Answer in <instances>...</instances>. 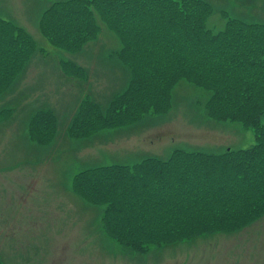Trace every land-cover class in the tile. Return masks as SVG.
<instances>
[{
	"label": "rangeland",
	"instance_id": "obj_1",
	"mask_svg": "<svg viewBox=\"0 0 264 264\" xmlns=\"http://www.w3.org/2000/svg\"><path fill=\"white\" fill-rule=\"evenodd\" d=\"M206 1L213 7L212 14L207 17V29L214 34L225 29L229 18L264 25V0ZM95 18V21L91 20L88 14L83 19L58 15L51 18L49 29L58 36L56 44L73 52L81 48L79 41L83 34L88 33L90 38L93 36L96 39L102 34L101 29H111L99 11L95 12ZM9 31L14 32L10 28ZM30 45L22 38L8 40V45L5 42L0 44V61L5 63L0 66V93H19L16 96L6 95L4 100L12 97L21 109L26 99L33 102L29 108L37 106L30 115L18 108V113L35 126V131L29 130L28 134H24L22 128L0 127L5 133L13 134L10 147H7L9 142L6 138L0 140V195L5 201L15 200L16 197H11L7 188L17 186L18 192L24 193L30 200L15 203L18 208L13 218L7 212L0 214V264H264V227L254 228L253 234L254 220L243 227L227 231V236L205 234L151 246L145 252L126 246L106 230V204H97L101 202L96 199L97 196L94 199L97 203L94 204L79 195L71 198L63 186L64 181L57 179L59 174L56 168L63 169L68 161L62 158L53 163V156L57 158L59 155L64 157L71 154L70 144L65 141L59 149L52 146L45 148L56 135H59L57 141L66 138V135L81 139L84 138L83 130L97 129L106 122L128 124L142 120L144 127L150 124L152 129H156L153 134L147 132L145 135L147 140L156 141L150 147L142 148L143 151L137 156L125 160L117 153H110L121 146L116 145L103 160L84 165L80 163L77 169L71 170L75 173L92 165L134 166L153 157L167 160L179 149L208 154L247 149L255 143L253 128L240 122L211 118L208 108L206 112L211 92L196 86L191 79L165 84L139 74L118 80L122 65L118 66L119 70H112L117 77L80 79V82L85 83L80 86L86 89L79 91L78 96L84 101L75 113L69 114L72 106L69 107L68 90L58 86L52 92L38 94L25 82L26 77L20 71ZM160 52L147 53L140 66L158 74L161 67L165 68L169 64ZM123 60L126 66H132L125 58ZM65 70L70 76L79 73L72 66H65ZM14 79L15 82L11 83ZM109 100L110 106L102 112V103ZM53 105L56 109H52ZM102 113L105 115L104 120L100 118ZM3 115H7L4 110ZM24 120L20 124H24ZM55 125L58 128H54ZM112 141L102 137L87 142L88 145H79L80 150L100 151L101 147L109 148ZM71 165L75 168L74 164ZM85 172H89L88 178L81 181L73 179V183L77 181L87 195H90L91 190L99 197L104 195L108 183H103L102 179L105 180L106 171L98 169L92 173L88 169ZM3 176L7 179H2ZM18 177L27 179L20 185ZM108 187L113 193L123 189L117 184ZM239 207L250 213L248 205L236 206ZM120 218V213L113 215L111 225H115ZM130 220L127 218L126 222L130 224ZM260 220L264 221V216Z\"/></svg>",
	"mask_w": 264,
	"mask_h": 264
},
{
	"label": "trees",
	"instance_id": "obj_2",
	"mask_svg": "<svg viewBox=\"0 0 264 264\" xmlns=\"http://www.w3.org/2000/svg\"><path fill=\"white\" fill-rule=\"evenodd\" d=\"M212 10L206 0H68L54 4L42 20L44 33L55 41L58 36L49 29L54 13L79 19L88 14L95 21L99 11L120 38V54L134 75L165 84L191 79L211 92L206 103L211 118L254 130L253 146L239 151L179 149L167 160L93 169L106 171L102 182L108 185L101 197L73 183V191L85 200L100 199L97 204L108 206L107 232L136 251L235 230L264 215V25L229 18L225 29L214 34L207 29ZM80 38L79 45L90 35ZM159 51L169 64L158 74L140 66L147 53ZM88 177L89 172H80L75 179ZM111 184L123 189L113 193ZM239 204L248 205L250 213L236 208ZM118 213L121 218L112 226L110 219Z\"/></svg>",
	"mask_w": 264,
	"mask_h": 264
},
{
	"label": "crops",
	"instance_id": "obj_3",
	"mask_svg": "<svg viewBox=\"0 0 264 264\" xmlns=\"http://www.w3.org/2000/svg\"><path fill=\"white\" fill-rule=\"evenodd\" d=\"M64 1L68 0H0V44L5 42L8 45V40L16 41L18 38H22L30 43L31 45L28 49V55L23 58L24 65L20 71L23 77H26L25 82L30 85L31 89L36 90L38 94L46 91L52 92V90L54 88H58V86L65 88L70 93L69 107H72L69 109V114H73L79 109L80 104L84 101V99H80L78 96L79 91L86 89L83 86H80L81 84H85L80 82V79L117 77L118 75L112 73V70L114 68L118 69V66L120 65L123 66V69H118L120 71L118 80L121 78L135 77L136 75H134L131 67L126 66L123 60L124 57L120 54V40L111 29H101L102 34H100L96 39L92 36L80 45V49L73 52L67 51L60 45L56 44L58 40L54 41L46 36L42 28V20L44 19L46 12L53 7L54 4ZM58 14L59 13H54L52 17L58 16ZM11 26L21 29L22 33ZM9 28L14 32L11 33ZM25 33L28 35H25ZM4 65L5 63L0 61V66ZM65 66H72L74 69L79 71V73L70 76L66 73ZM15 73L12 77L15 76ZM14 82L15 79L11 83ZM8 93L9 92L0 93V127H12L14 129L22 128L24 134H28L29 130L35 131V126L29 124L28 119L25 118L24 120V117L18 113V108L24 111L26 115H30L32 111L37 109V106L35 105L29 108V105L33 102L25 98L24 107L21 109L19 103L17 101H13L12 97H8L7 100H4L6 95L16 96L19 93ZM83 97L84 96H81V98ZM110 101L111 100L106 103H102V112H105V109L110 106ZM52 109H56V106L53 105ZM3 110L6 112V116L3 115ZM55 113L58 121V112L56 111ZM104 117L105 115L102 113L100 118L104 120ZM150 119L152 120V117ZM23 120L24 124H20ZM141 123L142 120L128 124H114L112 122H106L97 129L83 130L84 138L81 139H77L71 135H66V138L57 141L59 135H56L51 144L47 145L45 148L52 146L59 149L65 141L70 144L71 154H66L64 157L59 155L57 158L53 156L52 161L53 163H57L62 158V160L68 161L65 162L68 163V165L65 164L66 166H64L63 169L56 168V170L59 174L57 179L64 181L63 186L66 187L67 193L71 196V198L74 195H78L72 189L73 179H75L78 173L84 170H93L94 168L110 165H92L78 172H71L72 169H77L80 163L81 165H84L101 161L107 156L106 153L112 148H115L116 145L121 146H119V149L115 152L110 153H117L119 156L123 157V159L128 160L142 152V148L150 147L153 141H156H149L145 138L147 132H149L148 134H153L152 132H155L156 129H152L150 124H147V126L144 127V124ZM107 127H109V130H106ZM54 128H58V125H55ZM12 136V133H5V130L0 129V140L6 138L7 143L9 142L7 147H10ZM102 137H108L113 140L112 145L109 148L106 149L101 147L100 151L89 149L80 150L81 146L79 144L94 142ZM138 150L140 151L136 153ZM54 159H56V161ZM75 160L78 162H75ZM71 164H74L75 168H73ZM1 178L7 179L5 176ZM11 179L13 178L11 177ZM26 179L27 177L23 179H19L18 177L17 181L21 185ZM7 189L9 195L11 197H16V199H9L5 201L0 195V214L7 212L13 218L17 212V204L22 200L27 199L29 202L30 200L24 193L18 192L17 186H8ZM13 192H17V194L14 195ZM30 204L31 203L28 205ZM261 226L264 227V221L261 220L252 224L253 234L254 228H259ZM217 234H221L223 236L228 235L227 233ZM246 253L247 252H244V254ZM262 258H264V256H262ZM250 264H252V262Z\"/></svg>",
	"mask_w": 264,
	"mask_h": 264
}]
</instances>
